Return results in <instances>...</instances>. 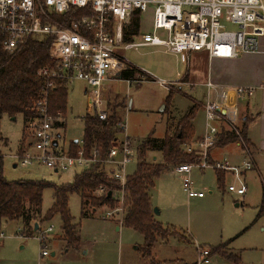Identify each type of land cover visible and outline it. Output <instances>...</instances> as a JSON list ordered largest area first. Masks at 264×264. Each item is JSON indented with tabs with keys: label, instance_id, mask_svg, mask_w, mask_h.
<instances>
[{
	"label": "rangeland",
	"instance_id": "374dc122",
	"mask_svg": "<svg viewBox=\"0 0 264 264\" xmlns=\"http://www.w3.org/2000/svg\"><path fill=\"white\" fill-rule=\"evenodd\" d=\"M140 32L142 35L153 34L150 9L141 17ZM161 33L158 31L156 35L160 36ZM140 42L141 38L134 41ZM124 55L134 67L146 71L154 79L128 83L117 78L105 83L106 108L115 103L121 104L118 109L126 130L122 131L124 134L120 137L125 138L126 135L137 146V150L146 139L162 141L168 128L175 126L197 105L192 122L194 141L200 142L206 135L204 106L208 89L202 83L194 87L185 85L180 90L179 80L187 66L185 57L176 56L162 47L147 46L128 49ZM158 80L175 84L162 85ZM85 87L82 82L76 81L68 88L64 128L58 132L62 139L60 143L66 149L70 148L72 141H81L83 138V117L89 114ZM170 91L173 92L171 96ZM26 124L22 116H17L15 120L5 116L0 122V135L3 139L0 150L4 157L6 179L71 183L75 174L81 172L80 169L55 174L43 166L23 167L8 156L18 153L29 143L24 136ZM197 142L191 143L185 150L195 152L201 158L198 145L195 144ZM214 148L209 151V167L201 169L198 164H194L190 174L194 188L204 193L205 198L190 199L183 190L185 176L172 167L165 170L156 181L151 192L156 220L174 230L168 229L166 239L155 245L150 256L145 255L143 236L132 229L121 227L117 222L121 218V203L115 209L107 206L96 209L91 207L90 216L82 217L81 197L73 194L69 199V211L73 223L78 225L80 231L81 244L78 250L67 249L62 240V221L58 215L51 221L40 223L39 231L31 237L22 235L20 222H4L0 231L4 235L0 239V264H198L203 250L210 251L209 264H235L223 255L212 253V249L221 245H225L222 247L223 254L239 255L237 264H264V215L258 217L264 181L261 183L259 178H255L253 170L247 172L245 182L249 190L245 197L226 191L232 182L231 176H226L225 189L220 188L216 177L218 169L214 167L217 163L212 161L219 160L218 164H224L222 160L227 157L226 153L232 152V147H220L213 152ZM211 154L213 159L210 160ZM153 155L159 156L151 151L149 157ZM137 164L135 157L126 166L125 176L133 175ZM53 203L52 189L45 190L42 217ZM155 209L159 214L156 215ZM51 227L53 230L48 233ZM43 234L48 252L46 257L42 256L40 238Z\"/></svg>",
	"mask_w": 264,
	"mask_h": 264
},
{
	"label": "built area",
	"instance_id": "2783aa9c",
	"mask_svg": "<svg viewBox=\"0 0 264 264\" xmlns=\"http://www.w3.org/2000/svg\"><path fill=\"white\" fill-rule=\"evenodd\" d=\"M149 9L152 10L153 34L142 35L139 29L138 36L129 34L132 41L126 42L133 13L140 14L141 23L142 15ZM158 31L162 32L160 36L156 35ZM37 36L51 38L49 53L55 68L39 72L48 80L47 87H55L52 81L55 79L65 82L68 88L76 81L82 82L86 86L89 114L95 113L105 121L108 117L105 83L134 67L125 58V51L162 47L173 54L205 52L210 59H234L240 54L256 53L259 38L264 36V0H0V54L14 56ZM139 38L142 42L134 43ZM143 73L154 79L146 71ZM158 82L167 86L175 84ZM205 85L208 89L204 106L206 135L196 143L202 156L198 167H209V151L216 147L222 128L234 132L239 136L237 142L245 162L239 166L217 163L214 167L231 176L232 182L226 191L244 197L248 191L245 175L254 169V164L240 135L238 100L253 96L254 89H225L210 80ZM37 110L38 116L28 121L25 128L24 136L29 143L23 147V152L8 155L11 159L23 167H46L55 174L77 169L82 172L100 163L98 151L93 149L86 154L82 140L75 154L60 143L57 126L64 122L61 112L50 115L42 102L38 103ZM119 127L120 133L112 143L102 171L120 184L118 199L119 204H123L128 178L125 169L137 158L138 150L126 135L120 137L126 130L122 120ZM2 140L0 135V145ZM192 168L193 165H182L176 172L185 176L183 188L190 199L204 198V193L196 191L190 178ZM97 192L106 193L103 187ZM52 230L51 227L47 232ZM44 234L40 240L42 256L46 257ZM3 238L0 234V239ZM210 257V251L203 250L198 264H209Z\"/></svg>",
	"mask_w": 264,
	"mask_h": 264
},
{
	"label": "trees",
	"instance_id": "16d2710c",
	"mask_svg": "<svg viewBox=\"0 0 264 264\" xmlns=\"http://www.w3.org/2000/svg\"><path fill=\"white\" fill-rule=\"evenodd\" d=\"M125 41L132 39L128 35L138 36L140 29V14L133 13L131 24L128 26ZM51 38L48 36H37L32 38L26 46L14 56L0 54V122L8 116L15 120L22 116L25 123L36 119L38 116L37 105L45 103L48 113L56 116L61 112L63 119L67 114L68 86L60 79L52 80L55 87L48 88V80L39 72L48 68L53 70L55 64L50 58ZM138 72L140 75H138ZM143 71L133 67L121 74L122 80L140 81L148 79ZM173 92L170 91V96ZM169 96V98H170ZM118 108L121 104H112L108 107L107 120L102 121L94 114H87L83 117L84 134L82 138L86 154L93 149L98 151L100 163L89 170L77 173L71 183L56 184L46 181L19 180L8 181L4 173V157L0 153V231L4 222L17 221L22 224V235L34 236L40 229V223L51 221L55 216H60L62 221V240L66 243L67 249L78 250L81 244L78 225L73 223L69 211V199L73 194L81 197V215L90 216L91 207L96 209L107 206L115 209L119 206V195L121 186L118 182L108 178L102 171L103 162L106 160L112 143L120 133L119 123L121 114ZM197 105L182 117L175 126L168 128L164 139H146L141 144L137 155V170L133 175L128 176L124 188V200L121 207V218L117 221L121 227L132 229L144 238L145 255H151L153 247L166 239L168 229L156 220L152 199V190L156 181L165 170L182 165L199 164L201 158L195 152H189L185 148L194 141L195 130L193 126L196 116ZM248 119L243 121L240 135L246 148L251 152V146L246 138ZM59 130H63L64 122L58 124ZM218 137V147H225L237 142L239 136L234 132L222 128ZM59 137H61L59 135ZM79 143L72 141L69 152L75 154ZM24 150L21 148L20 153ZM157 155L149 157L150 152ZM1 152V151H0ZM209 160V159H208ZM217 170V169H216ZM226 173L217 170V182L220 188L225 189ZM103 187L104 194H97L98 188ZM52 189L54 203L49 211L42 217L41 207L44 192ZM96 193V195H95ZM109 194H112L109 196ZM93 210V209H92ZM91 210V211H92ZM264 215V190L259 206V216ZM40 219V221H38ZM36 224L39 228L35 229ZM33 229L35 231L33 232ZM45 245V244H44ZM43 246V243H41ZM212 249V253H218L231 259L235 264L240 260L238 256L222 253V247ZM197 264V263H196Z\"/></svg>",
	"mask_w": 264,
	"mask_h": 264
},
{
	"label": "crops",
	"instance_id": "0c3cea01",
	"mask_svg": "<svg viewBox=\"0 0 264 264\" xmlns=\"http://www.w3.org/2000/svg\"><path fill=\"white\" fill-rule=\"evenodd\" d=\"M174 55L180 57L183 56L187 61V66L184 70V73L181 75V77L179 75V77L181 78L179 80V84L181 85L180 90L181 87L185 85L194 87L196 84H202V83L205 84L208 80L212 81L214 84L225 89H236L239 87L254 89V94L250 98H243V97L239 98L238 106H239V112L241 118L240 122L242 127H243V121L246 118L248 119L246 138L251 146L250 158L254 164V169L252 172H254L255 178L257 179L259 178L260 180L259 179L258 180L261 181V183H263L264 181V36L259 38L258 52L249 53V54H240L237 58L234 59H229V58L210 59L205 52H195L190 54H174ZM191 58H193V61L191 60ZM118 78L120 79L121 76H119ZM193 142H197V140ZM225 147L226 148L232 147V152L226 153L228 154L227 155L228 158L227 157L223 158L222 160L223 162L225 161L230 165H237V166L245 162L244 153L242 151L241 145L238 142L229 144ZM217 149H220V147L216 146L213 152ZM211 159H213L212 154L210 155V160ZM213 162L220 163L219 160H214V159L212 163ZM233 162L236 163L233 164ZM247 174L248 173H246L245 175V179H247L246 178ZM117 230H119V227H117Z\"/></svg>",
	"mask_w": 264,
	"mask_h": 264
},
{
	"label": "water",
	"instance_id": "95a60500",
	"mask_svg": "<svg viewBox=\"0 0 264 264\" xmlns=\"http://www.w3.org/2000/svg\"><path fill=\"white\" fill-rule=\"evenodd\" d=\"M78 142H79L78 140H75V143H78ZM14 167H16V165ZM109 196H111V194H109ZM155 213H156V215L159 214L157 209H155ZM35 229L36 230L38 229V225H36ZM52 255L54 256V253Z\"/></svg>",
	"mask_w": 264,
	"mask_h": 264
}]
</instances>
